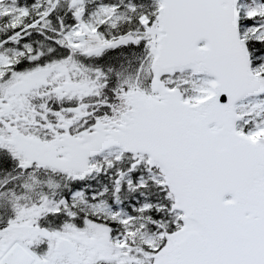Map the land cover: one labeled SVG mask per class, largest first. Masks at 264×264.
<instances>
[{
	"label": "snow or ice",
	"instance_id": "obj_1",
	"mask_svg": "<svg viewBox=\"0 0 264 264\" xmlns=\"http://www.w3.org/2000/svg\"><path fill=\"white\" fill-rule=\"evenodd\" d=\"M0 264H264V0H0Z\"/></svg>",
	"mask_w": 264,
	"mask_h": 264
}]
</instances>
